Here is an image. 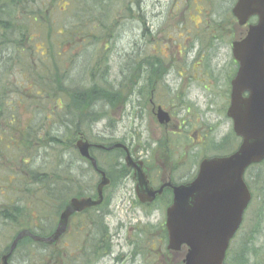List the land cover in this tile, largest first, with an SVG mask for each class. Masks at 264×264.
<instances>
[{
  "label": "rangeland",
  "instance_id": "obj_1",
  "mask_svg": "<svg viewBox=\"0 0 264 264\" xmlns=\"http://www.w3.org/2000/svg\"><path fill=\"white\" fill-rule=\"evenodd\" d=\"M32 1H34L35 7H37V4L40 5L42 3V7L40 5L41 9L39 7L35 11L30 9L18 10V12H16L17 15L13 14L11 17L13 18V22H11L10 25L18 35L16 38V45L17 47L24 46V48H11L10 57L13 58H9L6 64L2 66V70H0L1 95H13L19 92V90L21 94L24 93L25 88H23V86H29L31 80L34 79L29 75H37L40 73V67L43 63L38 66L40 61L37 56H39L40 53L42 54V52H40V49H30L29 47L34 46L39 48L41 43L46 44L48 49L52 47L55 53L58 51L60 52L57 59L60 61V65H63L64 69L69 71V77L78 83L77 86H83V88H78L84 89L95 84L100 85V83L104 86L117 85V83L121 82V85L125 86L123 90L125 93L128 94L131 91L132 86L129 85V82L132 71L126 76L127 72L124 68L129 66L127 62L129 57L127 56L130 52V44L133 43L134 35L138 30L137 21L134 18L135 16L131 15V8L133 7L131 4L132 0H106V3L103 1L109 8L106 11L111 14V18L108 19V27L105 28L100 25V29L97 27L92 29L90 27V21L93 19L87 16L83 20L80 18L82 15H86V13L79 9L77 10L72 5V0H59L58 3L51 5L48 12L46 10L50 6V0ZM53 1L54 0H52V3ZM134 1L136 2L137 0ZM177 1L178 0H144L141 5L142 11L144 10L145 13H147L146 19L149 20L147 26L150 30L148 33L149 43L142 46L143 49L141 50L145 51V53L142 52V54L156 56L161 55L160 52H162L167 55L168 60L165 67L166 72L162 79V83L165 84L166 94L156 96L155 101L171 110L173 123L178 120L180 121L182 117L188 118L190 121V124L187 126L188 131L192 134L198 132L197 139H200L199 133L210 131V126L213 128L211 130L212 132L215 129L214 134H217L218 137L219 133L224 134L230 131V122L225 115L227 105V93L225 89L227 82L225 84L224 77L233 72L234 67L226 63L229 59L228 48L211 50L210 46H208V44L212 42V37L210 31L206 28V24L213 22V20H221L225 8L208 6L207 8L213 9V11L202 16L205 24L198 25L200 17L197 7L201 2L190 0L186 5L187 9L185 10L184 21H181V23H184L180 31L176 28L178 22H180V17L175 13L174 9L173 12L170 11V8H173ZM2 3L3 5L8 4L6 0ZM101 5L100 16H97V11L92 12L96 13L95 15L99 17V19L103 17L104 13V8ZM214 5L218 7L220 5V0H214ZM98 6L99 5H97V7ZM128 6H130V13L127 9ZM34 12L38 13L35 15L36 20L33 21L27 14H32ZM0 18L9 19V17L5 16L4 11L1 10ZM137 19L139 20V17H137ZM207 19L209 20L207 21ZM48 23L51 24L52 31L48 28ZM194 25L198 26V30ZM71 28L75 30L76 34H81L82 37L78 35L74 37L72 34L67 41L62 38L55 39V41L52 42L48 41L49 33L53 38H56L57 35L55 31L58 32L62 29ZM90 30L91 32H89ZM3 33V30L0 28V41L3 39ZM180 33L181 35H178ZM21 36H24V38L26 37L25 40L21 39ZM94 36H100V42L96 43V38H94ZM170 37L173 39H170ZM157 43L159 46H157ZM165 44H169V46L164 48ZM25 49H27L26 51L28 54L25 53ZM178 50H182L180 55H177ZM217 51H220V56L217 61L213 62L216 64L215 68L217 69H215L214 72L217 74L219 80L214 81L210 80L212 78L205 69L204 61L206 57L209 58L212 53ZM22 58H28V61L33 64L34 67L22 65ZM104 58H106L107 62L100 63V60ZM48 64L51 66V63ZM35 65L38 66V69ZM137 67H140V64ZM92 68L94 69V75H92ZM26 78H28V80H26ZM102 78H105V80H102ZM73 84H71V86H74ZM204 84L208 86L209 90L203 88ZM116 89H120V87L118 86V88L114 90ZM177 92L180 93L183 98L188 95L192 104H194L188 113H185V104H176L180 100V98H177L179 95ZM22 95L25 97L23 100L24 102H22L25 105L20 107V110L19 106H17L21 118V125L26 126L30 124L33 127H37L38 124L39 127L37 128L40 129V132L37 130V133L41 134L45 133V131L51 134L60 132L59 113H62V111L54 105V94L35 95L30 98H27L26 94ZM27 99H35V101L27 103ZM123 99V96H119V100ZM208 99L212 100V102L207 101ZM98 101L99 100L93 101L92 104ZM100 103L102 105H100ZM100 103L94 106L92 110L95 112L106 111V115L89 126L83 125L81 127V130L85 131L86 137L90 142L98 143L101 138L112 141L125 138V143H127L131 139L133 130L136 129L137 134L141 135L139 136L140 138H136V140L144 144L145 147L143 150L145 149L144 151H146L147 149V153H149L154 146L153 141L160 140L163 136V128L159 126L157 121L153 120L151 114L146 113L141 121L134 120L124 115L125 111L129 110L126 104L124 106H119L123 103L117 102L113 106L111 104L105 105L101 99ZM91 106L89 108H91ZM62 116L64 117L63 122L68 123L66 119L68 118V114L63 115L62 113ZM69 118L71 119L72 117L70 116ZM42 130L44 131L41 132ZM208 136H210V134ZM173 139L174 138H172L171 141H173ZM148 142L149 144H147ZM64 148L66 147L47 146L45 149H38L33 155L36 166H43L46 169H51V178L54 176H56V178H61L65 172H70L67 178L62 177L63 180H67L69 186H72L74 178H78L87 180L88 183L91 181L95 189L98 182L97 173L90 168L89 165H86V162L79 157L75 150H64ZM200 149L201 146L199 145V152ZM201 151L203 154L204 149L202 148ZM178 152L182 153L181 147L178 148ZM207 154L212 155L215 154V152L208 147ZM93 155L99 163L101 162L102 165H107L106 162H108L109 158H105L106 156L104 154L95 150ZM173 157H175V155ZM6 161L8 162L6 163ZM17 162L18 159L7 160L0 157V165L7 164L9 167L0 168V205L8 201V199L16 198V194L4 188L8 185L4 182V178L8 171L11 170L10 167L14 168L13 166H16ZM256 169L257 167H251L246 173L245 179L252 192V199L247 210V215L228 253H230V255L238 254L239 247L243 243L246 247H252L250 242L251 237H253L251 231L256 228L259 230V234H257L258 236L255 241H253V244L256 248L260 247L262 253L260 256L257 255L254 257L251 255L248 258L251 263L256 261L261 264L264 263V214L260 223L258 222L259 226L255 227L256 218L253 213H255L257 209V200L254 197L258 185L253 182V180L257 172ZM262 170H264V164ZM120 184L121 183H119L117 187L108 190L107 193L110 196V203L108 206L102 208V210L99 209V216L101 213L100 218L106 214L111 223H115L119 219L129 218L131 215L129 209L126 210L129 205L130 195L122 190L123 185ZM119 186L121 188H119ZM85 189L86 191L88 190L87 187H85ZM92 192H94V190ZM92 192L90 190L91 194ZM127 195L128 198H126ZM32 211L33 206H31L29 212L30 217H32ZM57 215L55 216L54 214L56 222V218L58 219ZM155 216H163V213L158 212ZM33 218L34 217L31 219L33 220ZM88 221L89 219L85 216L72 218L66 233L60 237L56 245L49 247H45L44 245L36 246L38 251L41 250L39 264H42L41 261H43L44 264H64L63 258H65L69 264H87L84 262V254L80 248L86 245V242H84L85 239H87L86 234H88L86 230L92 228L91 226H86L85 223ZM33 222L35 224L42 223V227H44L45 230L50 229L53 231L56 226V222H52L51 226L45 225L46 223L44 224L43 219L40 221L33 220ZM22 225H24L23 222L19 226L6 225L0 220V249L4 248L7 244L9 245L12 238L23 228L30 229L32 232L38 231L36 226L29 228L28 226L23 227ZM25 247H21L14 251L11 264H25L24 260L26 259L25 255L27 251ZM2 250L3 249H1V251ZM49 255L51 256L48 257ZM95 262L93 264H100V262ZM225 262L233 264L234 261L230 259L227 254Z\"/></svg>",
  "mask_w": 264,
  "mask_h": 264
},
{
  "label": "flooded vegetation",
  "instance_id": "obj_2",
  "mask_svg": "<svg viewBox=\"0 0 264 264\" xmlns=\"http://www.w3.org/2000/svg\"><path fill=\"white\" fill-rule=\"evenodd\" d=\"M143 1L137 0L135 2L132 0L131 2L133 6L131 8V15L135 16L134 18L138 26V30L134 35V41L130 44L129 55L127 56L129 57L127 62L131 64L132 68L129 83L132 87L128 94L123 89L118 90L119 96H123L124 99H117V102L123 103L119 106L126 104L127 109L129 107V110H126L124 115L134 120L141 121L146 113L151 114L153 120L157 121L159 126L163 128V136L160 140L153 141L154 146L149 153H147V149L146 151H144L145 149L143 150L145 145L136 140V138H140L139 136H141L137 134L136 129L133 130L129 142L125 143V138L117 141L114 140L126 145L128 153L122 147L118 148L123 152L122 161L125 166V172L122 175L118 174L115 176L114 186L108 187V190L117 187L119 183L123 185L122 190L130 195L129 205L126 210L129 209L131 215L129 218L119 219L115 223H111L106 214L100 218V233L98 235L99 255L96 260L100 264H185L188 247L185 244H181L178 248L169 247V236L165 225L166 209L173 199V187L191 182L197 175L201 160L205 157L226 156L235 151L241 142L240 137L233 131L232 120L228 117L230 131L224 134L219 133L218 138L217 134H214L215 129L212 132L213 128L210 126V131L199 133L200 139H197L198 132L192 134L188 131L187 126L190 124L188 118L182 117L180 121L178 120L173 123L171 110L155 101L156 96L166 94L165 84L162 83V79L166 72L165 67L168 60L167 55L162 52H160L161 55L156 56L142 54V52L145 53L144 50H141L143 49L142 46L149 43L148 33L150 31L147 26L149 24V20L146 19L147 13L144 10L142 11L141 8ZM178 1L173 8H170V11L173 12L174 9L175 13L180 17V22H178L176 28L181 31L182 24L184 23H181V21H184L185 10L187 9L186 5L190 0ZM197 1L201 2L197 7L200 17L198 25L205 24L202 16L213 11V9H208V6L225 8L221 20H213V22L207 23L206 28L210 31L212 37L211 44H208L210 49L220 50L221 48H228L229 59L226 63L234 67L233 72L224 77L225 84L227 82L225 89L227 93L226 115V110L230 103L231 80L238 69V62L232 54L233 43L241 41L247 35L250 27L258 23V15H249L241 23L233 12L238 0H220L218 7H215L214 0ZM46 11L48 12L49 10L47 9ZM137 17H139V20ZM195 27L198 30V26ZM190 30L193 31L192 29ZM178 35H181V33ZM170 39L173 38L170 37ZM157 46H159L158 43ZM167 46L169 44H165L164 48ZM182 50H178L177 55H180ZM219 56L220 51H217L212 53L209 58L206 57L204 61L205 69L212 78L210 80H219L217 74L214 72L217 68H215L216 64L213 62L217 61ZM153 63H156L154 64V68L152 67ZM139 64L140 67H137ZM203 88L209 90L206 84L203 85ZM177 94H179L177 98H180V100L176 104H185V113H188L194 105L190 97L186 95L183 98L180 93L177 92ZM244 95H247V92ZM101 101L105 105H110L105 100ZM207 101L212 102L210 99ZM100 105L102 104L100 103ZM159 112L166 113L167 120L162 119L160 121L158 118ZM209 134L210 136H208ZM172 138H174L173 141H171ZM199 145L201 149H204L203 154L201 149L200 152L198 150ZM180 147L182 148V153L178 152V148ZM208 147L215 154L208 155ZM174 155L175 157H173ZM126 156H128L129 165L126 163ZM138 162H141L148 186L153 190L160 189L161 187V193H157L151 200H143L138 196L145 197L143 187L139 186L137 188L134 164ZM119 188L121 187L119 186ZM108 197L106 206L110 203V196L108 195ZM103 198L101 204L105 200V189ZM126 198H128V195ZM247 210L248 207L244 210L242 222L247 215ZM158 212H162L163 216L156 217L155 214ZM237 232L229 241L227 253L230 251ZM89 235L86 234L87 237Z\"/></svg>",
  "mask_w": 264,
  "mask_h": 264
},
{
  "label": "trees",
  "instance_id": "obj_3",
  "mask_svg": "<svg viewBox=\"0 0 264 264\" xmlns=\"http://www.w3.org/2000/svg\"><path fill=\"white\" fill-rule=\"evenodd\" d=\"M3 1L5 0H0V10L4 11L5 16L9 17L10 20L7 18H0V28L4 32L2 36L3 39L0 41V70H2V66L6 64L9 58H13L10 57L11 48L17 47L16 38L18 37V35L15 33L14 28L10 25V23L13 22V18L11 17L13 16V14L17 15L16 12H18V10L30 9L35 11L40 7V5L42 7V3L40 5L37 4V7H35L34 1L32 0H6L8 2L7 5H3ZM103 1L106 3V0H72V5L77 10L79 9L86 13V15H82L80 17L82 20L85 19L86 16L90 19H93L90 21V27L92 29L95 27L100 29V25L107 28L109 23L108 19L111 18V14L106 11L109 8ZM58 2L59 0H54L52 3V0H50V6L47 9L49 10L52 4H56ZM97 5L99 6L97 7ZM100 5L104 8V13L103 17H100L99 19V17L97 16H100ZM129 8L130 6H128L127 8L128 12ZM95 11H97L96 13H98L97 16L95 15L96 13H92ZM37 13L38 12H34L27 15L34 21L36 20L35 15ZM48 24V28L52 31L51 24ZM55 32L57 35L56 38H53L49 33V42L55 41V39L59 38L67 41L69 39V36H72V34L74 35V37L77 35L82 37L81 34H76L73 28L62 29L58 32ZM89 32H91V30ZM25 38L24 36H21V39L25 40ZM94 38H96V43L100 42V36H94ZM17 48L23 49L24 46ZM29 48H37L41 50L40 52H42V54L40 53V55L37 56L40 61L38 66H40L42 63L43 64L40 67L41 69L39 74L29 75L34 79L31 80V84L29 86H23V88H25V91L22 94H26L27 98H30L32 96L34 97L35 95L41 96L43 94L49 93L54 94V105L61 109L63 115L68 114V118H66L68 123L63 122L64 117L60 112V132L55 134H51L48 131H45V133L43 134L37 133V130L38 132H40V129L37 128L39 127L38 124L37 127H33L30 124L25 126L21 125L20 123L21 118L18 113L17 106H19L20 110V107L25 105L22 103L24 102L23 100L25 99V97L20 93V90L13 95L0 94V157L7 160L18 159L17 165L13 166L14 168L10 167L11 170L8 171L4 178V182L8 184L4 188L12 192L13 194H16V198L10 200L8 199V201L0 205V220H2L6 225L8 224L19 226L23 222V227L28 226L29 228H32L33 226H36L38 228V231L34 233L45 236L51 233L52 230H45V228L42 227V223L35 224L33 220L40 221L41 219H43L44 224L46 223L45 225L51 226L52 222H56L54 214L55 216L59 214V212L64 208L71 196L94 195L95 189L91 181L88 183L87 180L78 178H74L72 181V186H69L67 180H63L62 177L67 178L70 172H65L61 178H56V176L51 178V169H46L43 166H36V161L33 159V155L38 149H45L47 146H63L66 147L64 148V150L68 149L70 151H76L73 146L74 141L77 137L76 134L78 133V131H81L86 135L85 131L81 130V127L83 125L89 126L99 121L100 117L105 115L106 113V111L95 112L92 110L93 107L100 103V99L109 102L112 106L115 105L117 103V99H119L120 93L118 92V90H124L125 86H122L121 82L117 83V85L109 86H104L100 83V85L95 84L90 87L80 89L83 88V86H77L78 83L69 77V71L64 69L63 65H60V61H58L57 59V57L60 55L59 51L55 53L52 47L48 49L47 45L44 43H41V46L39 48L34 46H30ZM26 50L27 49H25V53L28 54ZM21 61L22 65H25L27 67H34V65L28 61V58H22ZM105 62H107L106 58L100 60V63ZM48 63H51V66ZM154 64L156 63L152 64L153 68L155 67ZM38 66L35 65L37 69ZM91 70L93 71L92 75H94V69L92 68ZM124 70L127 72V76L132 70L131 64L125 67ZM34 71L36 72L35 69ZM26 80H28V78H26ZM102 80H105V78H102ZM71 84H73L74 86H71ZM118 86L120 87V89L114 90L115 88H118ZM112 91H115L116 93ZM97 100L99 101L92 104L93 101ZM31 101H35V99H27V103ZM90 106L91 108H89ZM70 116L72 117L71 119L69 118ZM43 131L44 130H42L41 132ZM99 142L102 145H109L112 143L111 140H106L104 138H101ZM95 150H98V152L104 154L106 156L105 158H109L108 162H106V166L102 165L101 162L99 163L98 160L96 161L98 168L104 170L106 172V175L110 178L111 181L109 187H113L115 183V176H117L118 174L122 175L125 172V166L122 161L123 152L118 148L108 151L92 147V156H94L93 152ZM81 159L86 162V165H89L90 168H92L91 164L86 159ZM7 162L8 161H6V163ZM263 164L264 162H261L252 166L257 167V172L254 175L253 182L258 185L254 197L257 200V209L255 210V213H253L254 217L256 218L255 227L259 226V223L262 220L264 214V170H262ZM6 166L7 164L0 165V168H6ZM7 168L9 167L7 166ZM250 169L251 168H249L247 172ZM79 183H81L82 185ZM85 187H87V191ZM90 190L91 192L94 190V192H92L91 194ZM107 190L108 188H105V200L102 204L94 208L86 209L76 215L77 217L85 216L86 218H88L89 221L85 224L86 226L92 227L86 230V233L90 235L84 241L86 242V245L80 248L84 254V262L87 264H93L97 260V257L99 255L98 235L100 233L101 216V213L99 216V209L102 210V208L106 206V202L109 199ZM31 206H33L34 211H32V217H34L33 220L31 219L32 217H30L29 213L31 210ZM93 227L95 230L93 229ZM257 234H259V230L254 228L251 231V235L253 237H251L250 240L252 247H246V245H244L243 243L239 247L238 254L230 255V253H228L230 259L234 261L233 264H260V262L256 261L251 263L248 258L251 255H253L254 257H256L257 255L260 256L262 253L260 251L261 248H256L253 244V241H255L258 236ZM9 245L7 244L4 248H1L3 249L2 251L0 249V255L8 250ZM39 245L49 247L48 244L34 241L30 237H24L19 240L14 251L26 246L25 249L27 251L25 255L26 259L24 260L25 264H39V260L41 258V250L38 251L36 249V246ZM50 256L51 255H49L48 257ZM60 257L62 258L61 255ZM11 258L12 255L10 256L9 264H11ZM63 259L64 264L68 263L65 258ZM41 262L42 264H44L43 261ZM225 264L228 263L225 262Z\"/></svg>",
  "mask_w": 264,
  "mask_h": 264
},
{
  "label": "water",
  "instance_id": "obj_4",
  "mask_svg": "<svg viewBox=\"0 0 264 264\" xmlns=\"http://www.w3.org/2000/svg\"><path fill=\"white\" fill-rule=\"evenodd\" d=\"M233 12L241 23L249 15L257 14L258 23L251 26L247 35L232 47L238 69L231 80L230 103L226 116L232 120L234 133L241 138L233 153L201 160L196 177L189 183L173 187L172 203L166 209V228L169 247H188L185 264H223L230 239L242 222L243 213L251 199L244 180L246 168L264 160V0H238ZM247 92V95L244 93ZM158 118L167 120L166 113ZM102 147L89 142L82 133L74 143L79 155L90 162L96 170L98 182L95 196H73L59 215L54 232L39 236L28 229L20 230L7 252L1 254L0 264H9V257L18 241L30 237L48 244L58 241L67 228L73 213L98 206L103 199V189L110 179L98 168L90 148ZM127 147L115 143L108 149ZM128 153V152H127ZM128 155V154H127ZM126 163L129 165L128 156ZM137 188L142 186L145 197L151 200L160 189L153 190L141 167L134 164Z\"/></svg>",
  "mask_w": 264,
  "mask_h": 264
},
{
  "label": "bare ground",
  "instance_id": "obj_5",
  "mask_svg": "<svg viewBox=\"0 0 264 264\" xmlns=\"http://www.w3.org/2000/svg\"><path fill=\"white\" fill-rule=\"evenodd\" d=\"M59 239H60V237H59Z\"/></svg>",
  "mask_w": 264,
  "mask_h": 264
}]
</instances>
